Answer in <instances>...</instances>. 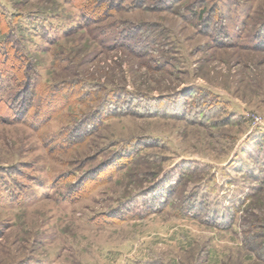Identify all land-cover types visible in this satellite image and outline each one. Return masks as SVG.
Wrapping results in <instances>:
<instances>
[{"label": "rangeland", "instance_id": "obj_1", "mask_svg": "<svg viewBox=\"0 0 264 264\" xmlns=\"http://www.w3.org/2000/svg\"><path fill=\"white\" fill-rule=\"evenodd\" d=\"M1 43L0 264H264V0H0Z\"/></svg>", "mask_w": 264, "mask_h": 264}, {"label": "trees", "instance_id": "obj_2", "mask_svg": "<svg viewBox=\"0 0 264 264\" xmlns=\"http://www.w3.org/2000/svg\"><path fill=\"white\" fill-rule=\"evenodd\" d=\"M118 1H120V0H118ZM119 2H117V4H118ZM12 34V37H9L8 39L10 40L8 43H5V44H0V49H2V46L3 45H5V46H7V44H8V46H12L13 47V45H18L19 44V40H17L16 39V36H14V32L13 33H11ZM7 42V41H6ZM9 70L10 71H13L15 74H18L17 73V70H14L13 68H9ZM0 74H1V76H4V73L2 72V70H0ZM19 79V78H18ZM26 100H25V98H24V102H25ZM120 100H117V102H119ZM26 105V104H25ZM110 106H112V104L110 103V100L109 99H105L102 103H101V110H109L110 109ZM26 107H28L27 105H26ZM109 108V109H108ZM117 108V107H116ZM108 112H111L110 110L108 111ZM107 112V113H108Z\"/></svg>", "mask_w": 264, "mask_h": 264}]
</instances>
